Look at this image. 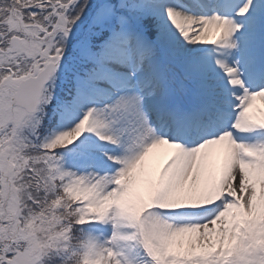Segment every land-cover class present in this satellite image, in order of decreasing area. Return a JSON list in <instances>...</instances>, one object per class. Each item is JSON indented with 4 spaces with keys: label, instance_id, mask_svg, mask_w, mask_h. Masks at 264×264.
Returning a JSON list of instances; mask_svg holds the SVG:
<instances>
[{
    "label": "snow or ice",
    "instance_id": "6c2138e0",
    "mask_svg": "<svg viewBox=\"0 0 264 264\" xmlns=\"http://www.w3.org/2000/svg\"><path fill=\"white\" fill-rule=\"evenodd\" d=\"M0 264H264V0H0Z\"/></svg>",
    "mask_w": 264,
    "mask_h": 264
}]
</instances>
